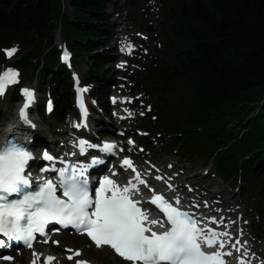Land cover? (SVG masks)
Masks as SVG:
<instances>
[{"label":"trees","instance_id":"obj_1","mask_svg":"<svg viewBox=\"0 0 264 264\" xmlns=\"http://www.w3.org/2000/svg\"><path fill=\"white\" fill-rule=\"evenodd\" d=\"M109 1L9 0L0 12V63L1 48L15 41L28 48L18 63L21 70L46 50L52 60L59 24L77 56L107 46ZM176 6L175 30L187 50L184 60L157 69L163 122L173 132H183L186 122L200 128L184 131L185 151L215 152L225 176L241 168L259 178L264 174V0H177ZM179 85L184 95L176 91Z\"/></svg>","mask_w":264,"mask_h":264},{"label":"snow or ice","instance_id":"obj_2","mask_svg":"<svg viewBox=\"0 0 264 264\" xmlns=\"http://www.w3.org/2000/svg\"><path fill=\"white\" fill-rule=\"evenodd\" d=\"M131 48L132 45H128L129 52ZM16 51L13 47L6 49L5 53L12 57ZM68 58L65 51L63 59ZM18 82L17 69L9 67L0 73V95L8 86ZM21 91L25 101L18 118L32 124L26 109L35 99L34 90L25 87ZM80 107L82 115H85L82 101ZM51 108L49 100L48 110ZM128 143L133 144L134 141L129 139ZM78 147L81 153L88 147L111 153L116 144H91L81 139ZM42 156L47 161L60 159L48 151H44ZM33 158V152L14 134L6 137L4 144L0 145V247H12L14 242H23L31 248L36 234H45L47 226L55 223L63 227L72 226L78 233L86 234L97 248L109 246L131 264H226L225 255H231V252L221 251L225 248L224 238L229 233L209 228L206 223L202 226V222L181 204L179 196L166 198L153 189L151 204L160 209L163 217L152 218L138 197L139 185L148 187V182L129 157L122 160V166L135 173L132 180L121 184L113 178L116 173H112L111 176H102L93 186H90L86 169L78 167V163L59 168L48 166L57 174V181L38 178L39 183L33 186L31 172L26 171ZM99 162L98 157H92L93 164ZM211 219L216 220L215 217ZM219 222L223 223V220ZM67 251L70 253L67 259L73 260V257L81 256L82 250L69 248ZM41 255L33 252L37 259ZM0 259L10 261L13 256L0 255ZM55 260V256L47 255L43 264H52ZM32 264L36 261L33 260ZM74 264L92 262L75 259Z\"/></svg>","mask_w":264,"mask_h":264},{"label":"bare ground","instance_id":"obj_3","mask_svg":"<svg viewBox=\"0 0 264 264\" xmlns=\"http://www.w3.org/2000/svg\"><path fill=\"white\" fill-rule=\"evenodd\" d=\"M118 2H121V0H117ZM125 1H130V3L131 4H128L127 5V10H129L132 6H134V5H137V4H139V3H141V0H125ZM174 1V5H175V8H176V1L177 0H173ZM108 15V14H107ZM112 25V24H111ZM143 30L144 31H146V30H148V26H144L143 27ZM66 41H67V39H65ZM54 52V51H53ZM58 52V51H57ZM57 52H54L55 54H57ZM76 56H77V54H76ZM55 57H57V56H55ZM78 57H80V55H78ZM53 60H55V63H54V65H57V64H61L60 63V59L58 58V59H56V58H52ZM49 59H47L45 62H44V64L48 61ZM97 60V58H92L90 61H89V63H95V61ZM57 62V63H56ZM43 64V65H44ZM82 66V65H81ZM82 87V85L81 84H78V83H76V88L77 89H80ZM66 107H68V103L66 104ZM91 113V112H90ZM90 123L92 124V125H95L96 123H95V121L94 120H91L90 121ZM113 125H114V123H113ZM264 127V126H263ZM114 132H116V128H115V126H114ZM99 144V143H98ZM151 147H152V149L153 150H155V151H159L160 149H157V148H155L154 146H152L151 145ZM115 151V150H114ZM82 155V154H81ZM85 155H82V158L84 157ZM240 161H242V160H240ZM92 165H94L93 163H91ZM179 174L180 175H184L185 174V170H184V168H183V166H181L180 167V170H179ZM211 176H213L211 173H207V177H211ZM203 179H204V177H199L198 175H196V174H192V175H190L189 177H188V181H190V182H192V181H194V183H197V182H202L203 181ZM186 181V179H183L182 181H178L177 183H179V184H181V185H183L184 184V182ZM251 183H256L257 182V180L254 178V179H252L251 181H250ZM194 183H192V184H194ZM215 183V181L214 180H211L210 181V184H214ZM243 186L245 187V189H246V193H248V194H250V193H252L253 192V189H248L247 188V185L246 184H243ZM222 188H225V187H223V186H219V183H218V188H217V194H218V197H217V195L215 194V193H213V194H211V196H210V198H209V203H210V205H214L216 202L219 204V205H217V206H215V207H213V208H211V209H208L210 212H212L213 214H217L216 216L218 217V218H220L219 216H221L222 214H223V211H222V207L223 206H225L226 204H228L230 201H229V199H228V196L223 192V190H221ZM187 189H188V191H189V193H190V195H193V196H201V193H200V191L198 190V189H195V188H189V187H187ZM218 200V201H217ZM222 219V218H221ZM222 220H229V218H223ZM242 220H240V221H234V222H232V221H228V223L227 224H224V225H227V228L230 230V232H228V231H226L227 233H229V235L227 236V237H225L227 240H229L230 238H231V234H233L234 235V237H233V241H234V239H239V244H243L244 245V249L246 248V247H248V244H249V241H248V237L246 236V233L245 232H243V230H242V228H243V226H242V222H241ZM58 224H53V225H49L47 228H46V230H45V233H47L48 231H50L51 229H52V227L53 226H57ZM62 229H66V230H69V231H76L72 226H69V228H62ZM42 235H44V234H36V239H39V238H41V236ZM61 240V239H60ZM232 241V242H233ZM69 247H71V246H69ZM14 249V248H13ZM252 249V253H245V256L246 257H248V258H250L252 261H254L255 260V257H256V253H257V251H256V249H254V248H251ZM52 250V249H51ZM246 251V250H245ZM46 255H52V254H44L43 256H41V258H39L38 260H36L37 261V263L38 262H40V264H43V259H44V257L46 256ZM40 260H42V261H40Z\"/></svg>","mask_w":264,"mask_h":264},{"label":"rangeland","instance_id":"obj_4","mask_svg":"<svg viewBox=\"0 0 264 264\" xmlns=\"http://www.w3.org/2000/svg\"><path fill=\"white\" fill-rule=\"evenodd\" d=\"M64 11H65V13H69L70 12V10H69V8H68V6L66 5V4H64ZM80 62V61H79ZM5 106L6 107H10V103H9V101L8 100H6L5 101ZM4 113H6V114H8V113H10V111L9 110H7V109H5V112ZM10 117H11V113H10V115H9ZM153 153H156V151L155 150H153ZM202 161L201 160H199V159H197V160H195L194 162H191L190 164H197V167H196V169L193 171V172H200V170L202 171V172H204L205 171V169L208 171V172H210V171H214V168L212 167V166H210V165H208L207 163L204 165V166H202L201 168L199 167V165L198 164H200ZM179 164H181V165H184V166H187V167H190L189 165V163H187V162H181V163H179ZM192 172H191V170L188 172V174H191ZM216 181L219 183V184H221L223 187H225L224 186V183H222V182H220V181H218L217 179H216ZM235 190H237V189H235ZM235 190H234V192H235ZM240 199H241V197H240V191L238 192V193H236L235 195H233V197H232V200L233 201H240ZM260 250H263V252H264V242H263V244L260 246Z\"/></svg>","mask_w":264,"mask_h":264}]
</instances>
